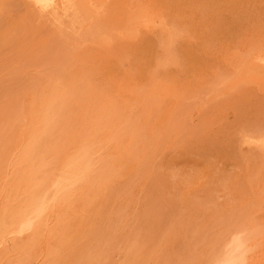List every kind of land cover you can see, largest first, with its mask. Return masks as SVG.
Listing matches in <instances>:
<instances>
[{"label": "rangeland", "instance_id": "rangeland-1", "mask_svg": "<svg viewBox=\"0 0 264 264\" xmlns=\"http://www.w3.org/2000/svg\"><path fill=\"white\" fill-rule=\"evenodd\" d=\"M91 1L0 0V264H264V0Z\"/></svg>", "mask_w": 264, "mask_h": 264}, {"label": "bare ground", "instance_id": "bare-ground-1", "mask_svg": "<svg viewBox=\"0 0 264 264\" xmlns=\"http://www.w3.org/2000/svg\"><path fill=\"white\" fill-rule=\"evenodd\" d=\"M28 1V3H32L33 4V6L36 8V10H38L39 11V13H40V15L41 16H38V19L39 18H41L42 16H43V18H48L51 22H49L50 24L52 23L54 26H52V28H55V32H57L58 31V34H57V36L60 34V32H61V36L63 37V35L64 36H70V35H72L71 37H73V32H75L76 33V31H78V30H76V25H78V23H80L81 24V29H82V24H84L85 22H89V21H91L92 23L94 22V20L92 21V20H89V18H91V17H89L88 19H87V21H86V17H85V22H84V18L83 17H81L82 18V20L83 21H80V19H78L79 17H78V15H77V17H76V14H77V12H81L82 13V11L81 10H83V9H81L80 7L81 6H83L84 4H86V7L87 6H89V4H87V2H89V1H91V0H87V2L85 3V1L86 0H27ZM94 0H92L91 2H93ZM95 3H96V1H95ZM100 3L101 2H97L96 3V5L97 4H99L100 5ZM91 4H93V3H91ZM105 3H103V5H104ZM30 5V4H29ZM31 7V6H30ZM85 7V8H86ZM92 7V6H91ZM100 7H102L101 5H100ZM33 8V7H32ZM93 8V7H92ZM102 8H104V7H102ZM87 9H88V7L86 8V10L84 9V11H83V13H85L86 11H87ZM91 9V8H90ZM106 9V8H105ZM148 9V8H147ZM147 9H144L143 11L142 10H137V13L135 14L134 12H133V14H134V17H136L137 19H138V22H136L135 24H137L138 23V26H139V24L140 23H143V22H146V23H149V22H151L153 19H155V18H153L152 19V17L149 15V14H147V12L145 11V10H147ZM80 10V11H79ZM89 10V9H88ZM38 11H35V12H38ZM96 11V10H95ZM148 11V10H147ZM34 12V11H33ZM93 12H94V10L92 11V13H91V10H90V13L91 14H93ZM89 13V14H90ZM95 13V12H94ZM86 14H88V11L86 12ZM151 14H153V13H151ZM37 15V14H36ZM98 15H100V13L98 14ZM130 15H132V14H130ZM147 15V16H146ZM155 15V14H154ZM154 15H153V17H154ZM81 16H85L84 14L83 15H81ZM90 16V15H89ZM96 16V15H95ZM88 17V16H87ZM101 17V16H100ZM132 17V16H131ZM131 17H130V19H131ZM134 17H132V20L134 19ZM129 18V17H128ZM48 19H45L46 20V23H48ZM91 19H93V18H91ZM130 19H129V22L128 23H130ZM44 20V19H43ZM48 20V21H47ZM2 21V20H1ZM103 21V20H102ZM136 21V20H135ZM135 21H133V23L135 22ZM159 21V20H158ZM78 22V23H77ZM82 22V23H81ZM84 22V23H83ZM90 22V23H91ZM132 22V21H131ZM156 22V21H155ZM154 22V24H156ZM44 23H45V21H44ZM48 23V24H49ZM77 23V24H76ZM90 23L89 24H87V25H90ZM91 23V24H92ZM97 24V23H96ZM134 24V25H135ZM143 25H145V24H142V26ZM150 25V24H149ZM152 25V24H151ZM51 26V25H50ZM92 26V25H91ZM95 28H96V26H95V23H94V25H93ZM98 26V25H97ZM93 27V28H94ZM146 27H149L148 25H146ZM83 28H85V26L83 27ZM88 29H90L89 27H87ZM99 28H100V25H99ZM99 28H96V30L98 31L99 30ZM102 28V27H101ZM77 29H80V28H77ZM79 30L80 32H79V35H80V33H81V31L82 30ZM92 29V28H91ZM105 29V28H104ZM53 30V29H52ZM57 30V31H56ZM85 30H86V28H85ZM101 30V29H100ZM107 30H109V29H107ZM88 31H90V30H88ZM101 31H103V29L101 30ZM123 31V33H124V31L125 30H122ZM121 31V32H122ZM85 32V31H84ZM83 32V33H84ZM87 32V31H86ZM64 33V34H63ZM71 33H73V34H71ZM91 33V34H90ZM90 33H88V35L90 34V38H92V34L93 35H96V34H94V33H99V32H94L93 30H91L90 31ZM104 33V32H103ZM107 33V32H106ZM77 34V33H76ZM101 34V33H100ZM99 34V35H100ZM59 35V36H60ZM79 35H77V37L79 38L78 40H83V36L85 35V33H84V35H82L81 34V36H82V38L80 39V36ZM87 35V34H86ZM99 35L97 34L96 35V39H97V36H98V38H99ZM104 35H105V33H104ZM104 35H100V41L102 40V36H103V39H105L106 40V35L104 36ZM107 35H108V33H107ZM112 35V34H111ZM171 35V34H170ZM60 36V37H61ZM68 36V38H70V40H71V37H69ZM75 37L74 38H76V35H74ZM110 35H108V39L111 41V37H109ZM95 37V36H94ZM93 37V38H94ZM87 38V37H86ZM67 39V38H66ZM85 39V38H84ZM61 40V39H60ZM59 40V41H60ZM64 40V39H63ZM72 40H73V38H72ZM74 40H77V39H74ZM86 40V39H85ZM89 40V39H88ZM93 40V39H92ZM95 40V39H94ZM105 40H102V41H105ZM69 40H67V42H68ZM91 41V40H90ZM99 41V42H100ZM66 42V41H65ZM66 42V43H67ZM70 42V41H69ZM78 42V41H77ZM81 42V41H80ZM84 42V41H83ZM83 42H81L82 43V47L84 46L83 45ZM89 42V41H88ZM92 42H94V41H92ZM97 42V41H96ZM106 42V41H105ZM109 42V41H108ZM66 43H63L64 45L66 44ZM86 43V45H87V42H85ZM62 44V45H63ZM74 44H75V41H74ZM78 44H80V43H78ZM69 45H72L71 44V42H70V44H66V46H69ZM77 46H79V47H81L80 45H77ZM72 47V46H71ZM70 47V48H71ZM75 47V46H74ZM77 48L78 50L80 49V48ZM82 47H81V49H82ZM74 50V49H73ZM76 50V49H75ZM74 50V51H75ZM168 55V54H167ZM259 55V54H258ZM261 55V54H260ZM170 57V56H169ZM251 66L249 67V70H248V74H251V75H262V74H264V55L263 56H258L255 60H253L252 62H251V64H250ZM264 76V75H263ZM154 77V76H153ZM264 78V77H263ZM152 79H155V77L154 78H152ZM230 81V80H229ZM228 81V82H229ZM157 82V81H156ZM153 83V82H152ZM155 84V83H154ZM161 87V86H160ZM159 87V88H160ZM163 88H165V86H163ZM162 88V90H164ZM167 89V88H166ZM168 90V89H167ZM165 92H167L166 90H165ZM159 94V93H158ZM210 95V94H209ZM207 98V97H206ZM54 127V126H53ZM52 127V128H53ZM252 136L254 135V134H251ZM252 136H249L250 138H248V139H250L251 141L253 140V138H254V140L252 141V142H255L256 144H258V145H255L254 144V146H257L258 148H260V149H262V148H264V132L263 133H261V134H259V136H257L256 138L255 137H253L252 138ZM248 137V136H247ZM246 137V138H247ZM247 140V139H246ZM251 141H249V144L251 143ZM246 143H248V141H245ZM253 143H251V145H252ZM262 151H264V149H262ZM238 239H240V237L238 238ZM237 238H236V240H238ZM238 242V241H237ZM236 242V243H237ZM239 242H240V240H239ZM236 243H235V245H236ZM240 243H238L237 244V246H240L239 245ZM237 255L236 256H234V253H230V254H228L227 256H225V257H223V264H236L237 263Z\"/></svg>", "mask_w": 264, "mask_h": 264}]
</instances>
